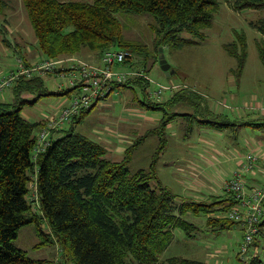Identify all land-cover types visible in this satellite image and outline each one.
Wrapping results in <instances>:
<instances>
[{
  "label": "trees",
  "instance_id": "16d2710c",
  "mask_svg": "<svg viewBox=\"0 0 264 264\" xmlns=\"http://www.w3.org/2000/svg\"><path fill=\"white\" fill-rule=\"evenodd\" d=\"M6 1L0 0V16L8 6ZM221 1L229 2L235 12L264 10V0H22L38 50L51 59L78 55L83 49L99 55L117 47L142 53L141 45L125 39L120 14L147 15L154 20L151 29L158 55L160 47L177 50L185 44H198L205 39L206 30L213 27ZM250 26L264 36V18L251 20ZM184 34L193 39H184ZM224 49L237 60L235 77L239 81L248 58L246 36L236 32L235 39ZM259 49L264 62V47L259 44ZM119 88L139 89L141 97L135 94L138 106L162 114L159 124L137 138L121 161L110 159L104 145L76 130L96 105L81 111L34 160L42 123L25 118V107L43 96H69L71 90L48 92L42 79L20 80L13 88L15 101L0 100V264H49L29 257L14 245L20 230L29 225L35 226L40 237L38 248L56 239L63 264H204L181 257L161 261L160 257L177 229L188 238L195 237L200 229L187 219L190 215L208 217L207 225L214 232L239 225L225 217H211L231 210L237 204L234 194L212 196L209 201L173 194L158 176L159 153H155L147 169L133 172L129 164L149 136H158L163 142L170 124L178 117L192 116L174 111L178 105L190 104L203 115L199 125L216 130L250 127L264 131V119L242 122L211 113L208 108L202 112L192 96L195 94L189 91L190 94L180 91L165 102H155L148 96L149 83L143 78L132 79ZM25 92L36 93L37 100L21 99ZM29 197L37 201L38 209H34ZM44 226L50 228L51 234L45 232ZM263 246L264 217L258 224L252 253ZM249 264H264V258L260 253L252 254Z\"/></svg>",
  "mask_w": 264,
  "mask_h": 264
},
{
  "label": "rangeland",
  "instance_id": "374dc122",
  "mask_svg": "<svg viewBox=\"0 0 264 264\" xmlns=\"http://www.w3.org/2000/svg\"><path fill=\"white\" fill-rule=\"evenodd\" d=\"M59 1L91 2L92 0ZM6 3L8 6L4 10V14L0 16L1 75L16 68L17 58H22L29 64L31 60L42 55L36 45L37 40L22 0H7ZM261 18H264V10L235 12L229 2L221 1L220 10L213 21V27L206 30V37L203 41H199L198 44H185L177 50L166 47L164 54L171 70L174 71V74L170 76H167L160 67V55L157 53L155 34L151 29L154 20L147 15L120 14L118 16L125 39L133 44L141 45L142 53H137V51L130 48L117 47L110 50L131 52L133 56L131 64L133 66L128 68L129 66L125 65L119 68L116 67V69L143 71L147 76L143 79L148 81L151 91L158 90L160 85L176 87L173 91L167 90L160 102L169 100L174 93L187 91V94H190L189 92L195 94V96H192L200 105L202 112L206 108L210 110V106L215 105L222 111L230 109L227 112L230 120L235 119L244 122L255 119L254 121H257L261 119L259 113H253L243 121L240 119L242 112L238 113L237 111L241 109L245 101L252 104L257 102L264 104V62L259 49V44L264 47V36L250 26L251 20L256 21ZM236 32L243 33L248 42V58L239 81L235 77L237 60L230 57L224 49L225 44L235 39ZM183 38L193 39L188 34H184ZM102 55L89 49H83L81 54L72 56L88 62L91 61L90 63H96L94 61H97L98 57ZM67 57L70 56L59 58ZM144 66L148 71L146 68L144 69ZM47 77L51 76L47 75ZM148 77L152 83L148 80ZM46 88L48 92H58L54 77L47 81ZM122 91L118 95H112L99 102L76 128L78 132L104 145L109 152L108 157L114 161H121L125 157V152L116 151L119 145L121 149L126 147L127 150L137 138L143 136L150 128L155 127L159 118L162 117L160 112H144L138 106L135 94L141 97L139 89H136V91L122 89ZM71 94L73 95V93ZM148 96L150 97V92H148ZM197 96L200 99H197ZM69 97L68 95L61 97L49 95L40 97L37 100V94L34 92L22 93L21 99L31 102L37 100L34 104H28L25 107L23 115L32 122L39 121L42 123L38 129L39 132L48 119L47 117L55 115L61 104ZM174 111L192 116L178 117L173 122V129L166 131L163 142L160 141V137L154 135L143 141L133 153L129 164L130 169L133 172L139 169H147L152 163L155 153H159L157 160L158 176L173 194L186 199H193L192 195H196L193 200L204 198V201H209L212 195L225 197L227 194L225 185L229 180V176H224L223 171L217 173V177L214 179L216 183L212 188H206V191L197 192L198 194L192 193L191 195V191L196 189L188 182V173L191 174L192 179L198 178L201 173L196 172L194 166L196 163H193V165L192 163L188 164L189 159L205 161V156H209L213 150L223 149L227 152L229 150L233 151L239 146L244 147L243 144L248 135L256 136L257 140H264V131H257L250 127H231L218 130L221 131L218 132L210 125H199L198 121L201 120L203 115L195 112L194 107H191L190 104L178 105ZM262 111L264 112V110ZM262 111L260 112L263 113ZM138 112H144L145 115L144 113L143 115L138 114ZM145 116L151 117L153 122L151 120L145 121L147 119L143 120ZM70 124L66 125L64 129L69 128ZM60 132L54 131L51 134L56 137L60 135ZM105 138L115 141L116 145L111 142L110 144H113V146L109 150V145L103 142ZM112 153L117 154L113 155ZM216 154V158L222 155ZM219 159L224 160L221 157ZM222 177L223 179H221ZM31 186L32 184H30ZM33 191L32 186L31 192ZM29 201L32 202L31 205L34 209H38L36 200L29 197ZM211 217L222 218L224 215L216 213L212 214ZM207 218L205 216H188L187 219L196 224L200 230L196 232L195 237L188 238L183 231L177 229L173 241L161 255L160 260L165 261L171 257H181L200 261L204 264H239V244L244 236L240 224L238 227L235 226L230 230L219 233L212 231L213 228L207 225ZM44 228L46 233L51 234L48 226H44ZM53 241L50 245L38 248L40 237L35 226L29 225L20 230L14 245L26 251L29 257L33 259L46 260L49 264H63L59 243L56 239ZM257 253H260L264 258V246L253 251V253L251 251L250 256Z\"/></svg>",
  "mask_w": 264,
  "mask_h": 264
},
{
  "label": "built area",
  "instance_id": "2783aa9c",
  "mask_svg": "<svg viewBox=\"0 0 264 264\" xmlns=\"http://www.w3.org/2000/svg\"><path fill=\"white\" fill-rule=\"evenodd\" d=\"M132 58L131 52L120 50L104 52L98 63H90L76 56L57 59L43 57L29 64L22 58H17L16 68L0 75V95L20 80L41 79L47 75L54 77L58 90H71L73 93L61 104L55 115L47 117L45 124L37 133L34 160L44 153L51 141L56 138L52 136V132L63 131L81 111L90 109L112 95H118L120 85L132 79L147 78L143 71L116 69L132 62ZM148 80L152 83L149 77ZM175 89L176 87L160 85L158 90L149 89L150 98L160 102L167 90ZM258 160L256 154L245 155L225 185L226 193L234 194L237 204L224 217L238 222L244 234L239 244V264L250 263L251 247L258 234V224L264 217V186L249 190L246 179L255 172ZM33 195L34 199H37L36 193Z\"/></svg>",
  "mask_w": 264,
  "mask_h": 264
},
{
  "label": "crops",
  "instance_id": "0c3cea01",
  "mask_svg": "<svg viewBox=\"0 0 264 264\" xmlns=\"http://www.w3.org/2000/svg\"><path fill=\"white\" fill-rule=\"evenodd\" d=\"M36 45H37V43H36ZM43 57H44L43 55L37 56L36 59L31 60L30 62L39 60ZM89 62H91V61H89ZM94 62H96V63L100 62V57H98L97 61H94ZM13 69H11V70H13ZM41 79L44 81L45 86H46L47 81H49L51 79V77L44 76ZM15 85L12 86V88L8 89V91H6L5 93L0 95L1 101L9 102V103H12L15 101V96L13 93V88L15 87ZM58 91H60V90H58ZM120 91L123 92L122 89H120ZM263 99H264V96H263ZM233 110H235V109L233 108ZM262 110H264V104L262 102H257L256 104H252L251 102L245 101L244 105H242L241 109L237 112L238 113L242 112L241 113L242 115L240 116L241 120H245L246 117H250L249 115H252L253 113H256V112L259 113L261 119H264V112ZM210 111L214 114H217V115L219 114V115H226L227 116V114H228L227 112L230 111V109L227 111H225V110L222 111V109H218L215 105H213V107L210 106ZM260 111H262L263 113H261ZM144 112H148V111L144 110ZM144 112H142V113H144ZM144 115H145V113H144ZM145 119H147V120H145ZM143 120H145V121L151 120V122H153V120L149 116L143 117ZM160 120L161 119L159 118L157 125L159 124ZM173 124L174 123H172L168 126V130L173 129ZM157 125H155V127ZM150 129H152V128H150ZM257 131H260V130H257ZM218 132H221V131H218ZM216 135L221 136L220 134H216ZM246 137H247V139H245V143L243 144L245 148L243 146H239V147H236L233 151L229 150L227 152L223 149H221V150L216 149V150L211 151L209 156H207V157L205 156V161L198 160V159L191 160V158L189 159L188 164L192 163V165H193V163L194 164L196 163L194 165L196 167V172L198 174L201 173V174H199L200 176L198 175V178H195V179H192V177L190 176L191 174L189 175V173H188V178H187L188 182L193 185L194 189H196L195 191H191V195H192V193L198 194L201 191H206V188H212L214 186V183H216V181H214V179H215V177H217V173L219 171H223V175L226 177L229 176L228 177V179H229L231 173L243 161L244 156L249 154V153H253V154H256L257 156H259V160H258V165H257L255 172L253 174H250L247 177V179H248L247 188L249 190H251L257 186H264V140H261V139L257 140L258 138L254 135H248ZM103 142H105L107 145H109V147H110L109 150L111 149V146H113V144L112 145L110 144L111 142H113L116 145L115 141H111L110 138L109 139L105 138ZM118 147L120 149L119 148L116 149L117 152H120V153L125 152L126 147L122 148V149H121L120 145ZM216 153H218V155L222 154L221 156H219V158L220 157L224 158V160H222L224 162H222L219 158L215 157V155H217ZM112 154L116 155L117 153H115V154L112 153ZM204 155H205V153H204ZM221 179H223V177ZM192 196L194 199V196H196V195H192ZM203 199L204 198H202L201 200L200 199H196V200L202 201ZM237 227H238V225H237Z\"/></svg>",
  "mask_w": 264,
  "mask_h": 264
},
{
  "label": "water",
  "instance_id": "95a60500",
  "mask_svg": "<svg viewBox=\"0 0 264 264\" xmlns=\"http://www.w3.org/2000/svg\"><path fill=\"white\" fill-rule=\"evenodd\" d=\"M159 51L161 53L160 58H159V64L161 69L166 73L167 76L173 75L174 71L171 70V66L166 60V56L164 54V48L160 47Z\"/></svg>",
  "mask_w": 264,
  "mask_h": 264
}]
</instances>
